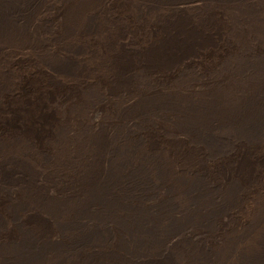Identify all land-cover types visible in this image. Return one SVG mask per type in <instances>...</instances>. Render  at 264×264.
<instances>
[{"label":"rangeland","instance_id":"374dc122","mask_svg":"<svg viewBox=\"0 0 264 264\" xmlns=\"http://www.w3.org/2000/svg\"><path fill=\"white\" fill-rule=\"evenodd\" d=\"M0 8V158H18L23 173L0 182V244L18 230L5 191L28 201L19 216L52 212L33 184L78 192L99 156L97 128L121 148L134 142L151 185L160 184L150 200L170 196L174 215L188 217L165 240L177 264H264V126L246 138L216 125L222 142L212 147L174 122L176 104L211 102L222 119V109L264 92V0H0ZM22 120L40 127L39 142ZM191 178L207 187L193 204L181 183ZM29 224L42 229L36 218Z\"/></svg>","mask_w":264,"mask_h":264},{"label":"bare ground","instance_id":"6f19581e","mask_svg":"<svg viewBox=\"0 0 264 264\" xmlns=\"http://www.w3.org/2000/svg\"><path fill=\"white\" fill-rule=\"evenodd\" d=\"M263 94L253 90L232 110L222 109V119L213 117L215 108L211 102L187 101L182 108L176 104L178 114L174 122L212 147L222 142V137L213 132L216 125L227 123L249 138L264 126ZM157 103L154 104H161ZM12 112L15 121L19 116ZM33 123L22 120L19 129L30 131L39 142L42 132ZM95 131L99 156L89 159L88 170L79 179L78 192L48 191L39 183L33 184L41 189L38 195L42 201L50 200L52 212L19 216L16 211L23 210L28 201L14 197L11 189L5 191L6 196L10 192V217L18 230L0 244V264H42L51 255V264H177L165 240L188 217L184 213L174 215L170 196L150 200L152 189L160 184L151 185L149 160L137 156L134 142L121 148L113 132L97 128ZM17 161L14 157L0 158L1 183L22 178L23 173L15 169ZM241 163L237 159L235 166L241 167ZM156 169L159 170L158 166ZM181 183L192 204L201 199L207 188L203 178ZM34 218L41 223L40 231L30 227ZM95 241L107 243L109 249L85 251Z\"/></svg>","mask_w":264,"mask_h":264}]
</instances>
